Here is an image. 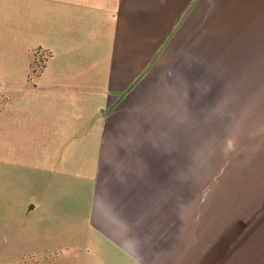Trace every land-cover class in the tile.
<instances>
[{"label":"crops","instance_id":"crops-1","mask_svg":"<svg viewBox=\"0 0 264 264\" xmlns=\"http://www.w3.org/2000/svg\"><path fill=\"white\" fill-rule=\"evenodd\" d=\"M236 62L264 104V0H0V163L27 170L31 252L264 264V217H194L192 169L179 201L195 140L167 120Z\"/></svg>","mask_w":264,"mask_h":264},{"label":"rangeland","instance_id":"rangeland-1","mask_svg":"<svg viewBox=\"0 0 264 264\" xmlns=\"http://www.w3.org/2000/svg\"><path fill=\"white\" fill-rule=\"evenodd\" d=\"M225 66L224 77L210 78L194 101L182 105L185 117L173 112L167 118L195 140L194 150L179 144V201L189 197L192 169L194 217H264V104L251 101L248 62ZM210 71L217 73L216 63ZM14 167L0 163V264H78L74 256L31 252L45 239L31 229L32 212L24 211L32 192L27 170ZM180 167L188 170L186 181Z\"/></svg>","mask_w":264,"mask_h":264}]
</instances>
